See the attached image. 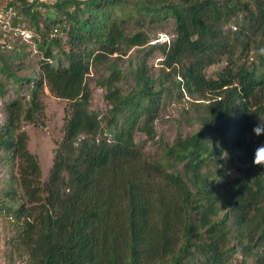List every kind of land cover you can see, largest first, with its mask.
I'll use <instances>...</instances> for the list:
<instances>
[{
	"label": "trees",
	"instance_id": "obj_1",
	"mask_svg": "<svg viewBox=\"0 0 264 264\" xmlns=\"http://www.w3.org/2000/svg\"><path fill=\"white\" fill-rule=\"evenodd\" d=\"M127 2L0 6L33 30L40 55L37 77L18 76L29 69L21 61L29 46L15 41L0 51V74L16 94L0 126V217L11 226L10 253L28 264H264V167L253 165L264 135L252 131L264 121V0H138L117 13ZM168 23L171 41L148 45L151 30ZM54 27L62 37L50 38ZM147 46L134 68H118L128 50ZM155 50L157 78L146 63ZM100 66L108 116L89 109L87 80ZM212 66L218 70L207 74ZM4 86L0 80V97ZM45 88L66 106L41 182L20 124L42 123ZM174 89L203 101L195 118L202 129L159 145L150 159L134 136L154 139L160 104ZM224 162L239 173L234 180Z\"/></svg>",
	"mask_w": 264,
	"mask_h": 264
},
{
	"label": "rangeland",
	"instance_id": "obj_2",
	"mask_svg": "<svg viewBox=\"0 0 264 264\" xmlns=\"http://www.w3.org/2000/svg\"><path fill=\"white\" fill-rule=\"evenodd\" d=\"M13 0H0V6H5ZM28 3L43 2L46 4H52L57 0H25ZM138 0H128L126 6L118 8L120 13H126L130 7H135L134 4ZM40 4V3H39ZM39 10L43 13L45 10L43 7L38 6ZM135 9L130 10L133 12ZM132 27V26H130ZM135 28V26H134ZM132 28V32L135 31ZM150 42L148 45L156 44H167L172 39L170 24H163L156 26L150 33ZM149 46L138 50V48H133L128 50L124 56H121L118 62V68L123 72L127 73L128 70L134 68L136 64L140 61L141 57H144ZM40 59V55L29 53L23 60L25 68L24 71L17 72L18 76H25L33 73L34 77H37V63ZM162 56L159 51L155 50L152 52L146 60L148 71L153 78L159 77L160 74V61ZM63 65H66L63 62ZM222 66V65H221ZM102 68V70H101ZM216 70L217 66H212L207 70V74L212 75ZM102 77L107 75L105 68L100 66L98 72L95 69L91 71L89 78L87 80L88 87L91 91V100L89 109L90 111L97 113L99 116H108V110L110 106L104 101L105 89L98 85V82ZM0 80L3 81V89L7 91L4 97H0V126L3 125L5 121L4 105L16 98L14 94L13 82L11 80H6L5 75L0 74ZM129 86V83H122L123 93ZM19 95L26 96L27 90L22 89ZM171 96L163 98L160 104V112L154 122V139L149 140L145 135L141 133H136L134 136L135 143L137 146L144 151L146 156L150 159L155 158L159 151V145L168 143L170 144L177 136L183 137L192 134L195 131L202 129L200 125L195 122V118L198 115L199 107L198 103L203 102L197 98H190L184 92H182V97H177V90H173L170 94ZM44 116L42 123L40 125L34 126L25 122H21L20 126L22 130L27 134V149L33 154L39 163L41 170V182H45L52 165V159L54 156V150L56 144L62 138V129L64 124V108L66 106V101L55 98L47 88L44 89ZM226 159V158H224ZM225 170L227 171L231 179H235L239 176V173L235 168L229 166L228 162L223 164ZM0 177H7V174L3 172L0 167ZM12 235L11 226L9 222L4 218L0 217V264H28V259L26 255L23 254H11L6 242Z\"/></svg>",
	"mask_w": 264,
	"mask_h": 264
},
{
	"label": "built area",
	"instance_id": "obj_3",
	"mask_svg": "<svg viewBox=\"0 0 264 264\" xmlns=\"http://www.w3.org/2000/svg\"><path fill=\"white\" fill-rule=\"evenodd\" d=\"M15 11L12 7H0V51H12L14 42L19 41L29 46V53L37 54L34 38L35 33L22 21H13ZM50 38L63 36L57 27L49 32Z\"/></svg>",
	"mask_w": 264,
	"mask_h": 264
},
{
	"label": "clouds",
	"instance_id": "obj_4",
	"mask_svg": "<svg viewBox=\"0 0 264 264\" xmlns=\"http://www.w3.org/2000/svg\"><path fill=\"white\" fill-rule=\"evenodd\" d=\"M261 51H264L262 49ZM256 137L264 135V121H260L253 129ZM253 165L264 167V143L258 144L254 150Z\"/></svg>",
	"mask_w": 264,
	"mask_h": 264
}]
</instances>
